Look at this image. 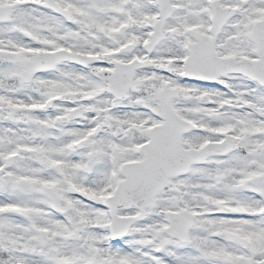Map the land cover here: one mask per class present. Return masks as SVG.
Wrapping results in <instances>:
<instances>
[{
    "label": "snow or ice",
    "instance_id": "obj_1",
    "mask_svg": "<svg viewBox=\"0 0 264 264\" xmlns=\"http://www.w3.org/2000/svg\"><path fill=\"white\" fill-rule=\"evenodd\" d=\"M0 264H264V0H0Z\"/></svg>",
    "mask_w": 264,
    "mask_h": 264
}]
</instances>
